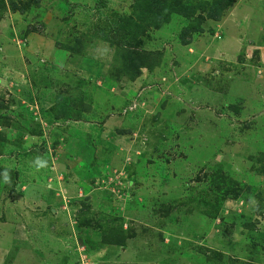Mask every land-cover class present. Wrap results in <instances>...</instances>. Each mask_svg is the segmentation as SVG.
<instances>
[{
	"label": "rangeland",
	"instance_id": "rangeland-1",
	"mask_svg": "<svg viewBox=\"0 0 264 264\" xmlns=\"http://www.w3.org/2000/svg\"><path fill=\"white\" fill-rule=\"evenodd\" d=\"M0 264H264V0H0Z\"/></svg>",
	"mask_w": 264,
	"mask_h": 264
},
{
	"label": "trees",
	"instance_id": "trees-1",
	"mask_svg": "<svg viewBox=\"0 0 264 264\" xmlns=\"http://www.w3.org/2000/svg\"><path fill=\"white\" fill-rule=\"evenodd\" d=\"M114 235H115L114 238L117 237V232H115ZM113 240H114V239H113ZM113 240H112V242H113ZM122 241H123V239H122L121 236H120V237H118L117 239H115L114 243H121V244H122Z\"/></svg>",
	"mask_w": 264,
	"mask_h": 264
},
{
	"label": "clouds",
	"instance_id": "clouds-1",
	"mask_svg": "<svg viewBox=\"0 0 264 264\" xmlns=\"http://www.w3.org/2000/svg\"><path fill=\"white\" fill-rule=\"evenodd\" d=\"M5 182H10V177L8 175V171L7 170H5Z\"/></svg>",
	"mask_w": 264,
	"mask_h": 264
}]
</instances>
